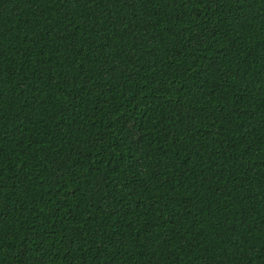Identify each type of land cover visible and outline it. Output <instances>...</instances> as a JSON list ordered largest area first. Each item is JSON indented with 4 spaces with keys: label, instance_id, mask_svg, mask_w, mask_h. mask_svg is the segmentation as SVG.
I'll use <instances>...</instances> for the list:
<instances>
[{
    "label": "trees",
    "instance_id": "1",
    "mask_svg": "<svg viewBox=\"0 0 264 264\" xmlns=\"http://www.w3.org/2000/svg\"><path fill=\"white\" fill-rule=\"evenodd\" d=\"M0 264H264V0H0Z\"/></svg>",
    "mask_w": 264,
    "mask_h": 264
}]
</instances>
